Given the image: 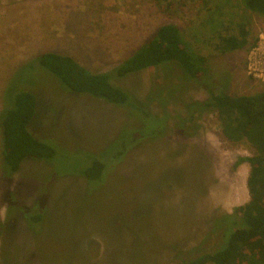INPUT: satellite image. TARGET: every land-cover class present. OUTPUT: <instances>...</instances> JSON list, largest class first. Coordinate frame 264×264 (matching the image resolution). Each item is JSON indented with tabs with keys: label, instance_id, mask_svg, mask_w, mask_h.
Masks as SVG:
<instances>
[{
	"label": "rangeland",
	"instance_id": "1",
	"mask_svg": "<svg viewBox=\"0 0 264 264\" xmlns=\"http://www.w3.org/2000/svg\"><path fill=\"white\" fill-rule=\"evenodd\" d=\"M164 25L177 26L189 50L208 58L207 73L189 80L164 64L116 80L147 119L70 93L29 65L53 52L90 72H111ZM240 30L250 33L249 45L224 48L222 40ZM258 44L264 16L243 0H0V112L10 90L33 93L29 131L57 150L52 162L28 159L12 174L0 128V264H184L212 253L222 238L210 234L215 218L250 201V165L237 164L254 149L228 141L216 112L195 117L194 103L210 90L264 92V78L248 68ZM132 134L140 138L104 181L81 175ZM38 213L39 222L30 219Z\"/></svg>",
	"mask_w": 264,
	"mask_h": 264
},
{
	"label": "trees",
	"instance_id": "2",
	"mask_svg": "<svg viewBox=\"0 0 264 264\" xmlns=\"http://www.w3.org/2000/svg\"><path fill=\"white\" fill-rule=\"evenodd\" d=\"M243 2L248 11L264 16V0ZM249 36L248 31H241L238 37L224 38L222 46L232 52L243 50L249 45ZM189 48L177 26L164 25L111 72H90L72 57L53 52L41 54L29 65L48 70L70 93L104 100L128 109L133 116L132 111L147 119L150 114L146 108L127 90L116 86L115 81L164 64L179 66L186 79L201 80L207 73L208 58L192 53ZM209 92L207 100L194 103L195 117L216 112L222 133L228 141L235 144L247 142L254 149L252 157L241 158L237 164L250 165L247 181L250 201L232 214L216 217L210 234H220L221 243L212 253L201 251L184 264H264V92L241 96ZM37 103L36 96L31 92L10 90L6 106L0 112L2 157L12 174L18 173L28 159L52 162L57 156L55 147L38 140L29 131L37 112ZM139 138V134H132L123 142L124 148L115 151L110 160L95 161L81 175L91 182L104 181L108 167L122 160ZM30 219L39 222L41 215H31Z\"/></svg>",
	"mask_w": 264,
	"mask_h": 264
},
{
	"label": "built area",
	"instance_id": "3",
	"mask_svg": "<svg viewBox=\"0 0 264 264\" xmlns=\"http://www.w3.org/2000/svg\"><path fill=\"white\" fill-rule=\"evenodd\" d=\"M249 73L258 79L264 78V47L256 45L252 49V55L250 58Z\"/></svg>",
	"mask_w": 264,
	"mask_h": 264
}]
</instances>
